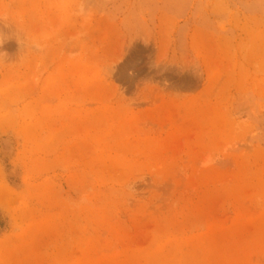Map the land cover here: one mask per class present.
<instances>
[{
  "label": "rangeland",
  "instance_id": "obj_1",
  "mask_svg": "<svg viewBox=\"0 0 264 264\" xmlns=\"http://www.w3.org/2000/svg\"><path fill=\"white\" fill-rule=\"evenodd\" d=\"M0 264H264V0H0Z\"/></svg>",
  "mask_w": 264,
  "mask_h": 264
}]
</instances>
